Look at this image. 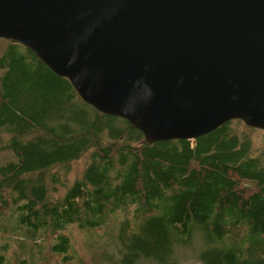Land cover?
<instances>
[{
	"label": "trees",
	"instance_id": "trees-1",
	"mask_svg": "<svg viewBox=\"0 0 264 264\" xmlns=\"http://www.w3.org/2000/svg\"><path fill=\"white\" fill-rule=\"evenodd\" d=\"M252 130L264 141L232 118L148 143L0 37V264H82L73 235L99 229L105 242L86 243L113 245L117 255L100 253L112 264H176V248H199L201 264H264V146Z\"/></svg>",
	"mask_w": 264,
	"mask_h": 264
},
{
	"label": "water",
	"instance_id": "water-1",
	"mask_svg": "<svg viewBox=\"0 0 264 264\" xmlns=\"http://www.w3.org/2000/svg\"><path fill=\"white\" fill-rule=\"evenodd\" d=\"M0 37L148 143L264 129V0H0Z\"/></svg>",
	"mask_w": 264,
	"mask_h": 264
},
{
	"label": "rangeland",
	"instance_id": "rangeland-1",
	"mask_svg": "<svg viewBox=\"0 0 264 264\" xmlns=\"http://www.w3.org/2000/svg\"><path fill=\"white\" fill-rule=\"evenodd\" d=\"M250 137L255 146H264V141H262L259 131L256 130L250 131ZM81 166L82 163L80 159L74 162L75 170H79ZM103 232H104L103 229H99V230H92L91 234L80 233V232L74 233L73 246L76 249V251L80 253L82 264H112V262L102 259L100 253L105 252L111 254L112 252H114V254L117 255V250L113 245L104 244V247L100 248L96 242H93L94 246H90L89 244L86 243L89 240V238H93L94 240H97L100 243H104L105 241L100 240L98 238V234H102ZM198 249L199 248H197L196 250H191L190 248H183V249L176 248L173 255H171L168 260H172L171 257L173 258L174 256L176 257V264H201V261L197 255ZM114 258L118 259V257H114ZM165 261L166 260H164L163 262ZM144 262H145L144 259L140 260V264H143ZM47 264H55L54 259L52 257H49V259L47 260ZM145 264H158V263L155 260H150V262H146ZM169 264H172V262H170Z\"/></svg>",
	"mask_w": 264,
	"mask_h": 264
}]
</instances>
